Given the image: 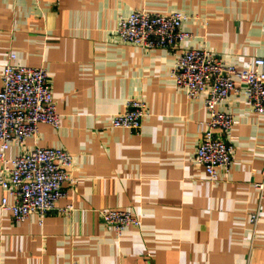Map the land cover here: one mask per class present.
Segmentation results:
<instances>
[{
	"label": "crops",
	"instance_id": "1",
	"mask_svg": "<svg viewBox=\"0 0 264 264\" xmlns=\"http://www.w3.org/2000/svg\"><path fill=\"white\" fill-rule=\"evenodd\" d=\"M137 10L182 13L191 37L173 50L124 44L117 21ZM190 49L238 71L264 59V0H0V89L7 63L43 67L60 119L4 158L35 147L73 158L55 211L23 223L0 213V264H264V115L246 108L242 89L217 106L235 120L216 132L232 164L210 182L195 162L205 94L188 100L171 80ZM129 100L146 105L138 135L111 125ZM110 210L139 225L117 235L100 219Z\"/></svg>",
	"mask_w": 264,
	"mask_h": 264
},
{
	"label": "built area",
	"instance_id": "2",
	"mask_svg": "<svg viewBox=\"0 0 264 264\" xmlns=\"http://www.w3.org/2000/svg\"><path fill=\"white\" fill-rule=\"evenodd\" d=\"M187 16L182 13L160 15L137 10L118 19L115 34L128 45L146 50L176 49L191 35L182 30ZM15 59L11 54L9 61ZM264 59H254L243 71L226 64L206 49H190L182 53L171 71L176 90L188 100H195L204 93V107L208 120L199 124L201 142L195 162L201 165L210 182H217L218 173H227L232 164V149L225 138L235 120L232 115L217 111V106L240 89L245 106L257 115H264ZM0 89V190L3 193L0 213L6 212L16 223H23L32 214L40 219L56 210L57 202L66 196L63 185L71 183L69 169L73 158L64 150L35 147L25 154L5 159L4 153L11 146H22L37 133L39 124L59 128V115L51 91L49 75L43 67L31 68L7 63L1 73ZM241 86V87H240ZM146 105L129 100L125 110L111 120L114 129L138 135ZM264 191V181L257 184ZM7 196L12 198L7 201ZM101 222L117 235L139 221L124 211H104ZM256 215L250 218L255 223Z\"/></svg>",
	"mask_w": 264,
	"mask_h": 264
}]
</instances>
